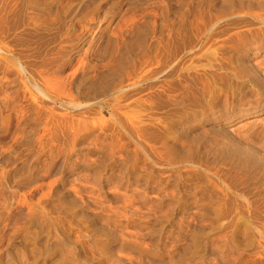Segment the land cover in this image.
<instances>
[{
  "label": "rangeland",
  "instance_id": "rangeland-1",
  "mask_svg": "<svg viewBox=\"0 0 264 264\" xmlns=\"http://www.w3.org/2000/svg\"><path fill=\"white\" fill-rule=\"evenodd\" d=\"M0 23V264H264V0H0Z\"/></svg>",
  "mask_w": 264,
  "mask_h": 264
},
{
  "label": "bare ground",
  "instance_id": "bare-ground-1",
  "mask_svg": "<svg viewBox=\"0 0 264 264\" xmlns=\"http://www.w3.org/2000/svg\"><path fill=\"white\" fill-rule=\"evenodd\" d=\"M254 1V0H253ZM227 5V4H226ZM30 6V5H29ZM46 9V8H45ZM42 10V9H41ZM47 10V9H46ZM49 10V9H48ZM1 24V23H0ZM187 25V24H186ZM138 31V32H137ZM137 35H136V38L133 39L131 42H129V44L127 45L126 47V50H125V55L128 56V55H131L133 54L136 50H139V49H142L143 45L145 44V40H146V34L143 30H137ZM175 31V30H174ZM178 31V30H177ZM188 31V30H187ZM180 32V31H179ZM251 38V37H250ZM260 38V37H259ZM247 39V38H246ZM252 39V38H251ZM257 39V38H256ZM262 39V38H261ZM244 41V39H243ZM243 41H241L243 43ZM248 41V40H246ZM251 41V40H250ZM258 41V39H257ZM106 42V41H105ZM249 43V41H248ZM244 44V43H243ZM251 45V42L249 43ZM241 45V44H240ZM85 46V45H84ZM248 46V45H247ZM94 49V48H93ZM238 49V48H237ZM246 50V49H245ZM129 57V56H128ZM126 74V73H125ZM135 76V75H134ZM85 77V75H84ZM132 77V76H131ZM121 76L120 74L118 73H109V74H103L102 76L100 75V77L98 79H96L95 81H91L89 83H85V82H80L78 85L76 83L75 86H73V91L76 95L77 98L79 97H82L83 99L85 100H94V99H97L99 97H101L103 95V93H105V91H107L110 87V85L113 86V84L116 86V84H119L117 85V89L118 87L120 86L119 89H122V87L124 86L125 84V81H122L121 80ZM129 80H133V78H129ZM53 81H57L56 79L53 80ZM79 82V81H78ZM123 84V85H121ZM48 85V84H47ZM51 86V84H49ZM59 85V84H58ZM59 87V86H58ZM114 87V86H113ZM116 89V90H117ZM71 94V93H70ZM69 94V97L71 98H74V96L70 95ZM87 107V106H86ZM33 110V109H32ZM37 114V113H36ZM255 118V120L257 119V121H260V117L264 116V112L263 111H260V112H256L253 114ZM259 119V120H258ZM264 121V120H263ZM51 122H52V119H51ZM201 123V122H200ZM240 122H235V123H222V126L224 128H228V129H233L236 125H238ZM52 124V123H51ZM193 124V123H192ZM241 124V123H240ZM74 125V124H73ZM201 125V124H200ZM54 126V125H53ZM78 126V125H77ZM205 126V125H204ZM185 127V126H184ZM194 127V126H193ZM49 128V127H48ZM195 128V127H194ZM60 129V128H59ZM73 129V128H72ZM189 128H187L188 130ZM192 129V128H191ZM214 129V128H213ZM54 130V129H53ZM64 130V129H63ZM185 130V129H183ZM50 131V129H49ZM60 131V130H59ZM65 131V130H64ZM192 131H194L192 129ZM48 132V130H47ZM61 132V131H60ZM188 132V131H187ZM59 133V132H58ZM193 134V133H192ZM217 139V138H216ZM190 142H193V141H190ZM254 143V142H252ZM190 146V145H189ZM197 146V145H196ZM171 147V145H170ZM174 147V146H173ZM168 148V147H167ZM228 150H230V153H232L233 155H235L236 157H238V160H242V162L244 161L245 163H254L257 155L255 153H253V150L252 152L251 151H247L246 149H243L241 147H234L232 145H228L227 146ZM170 152H171V155L174 153L173 152V148H170L168 149ZM167 150V151H168ZM255 150V149H254ZM259 150V149H258ZM174 151H175V148H174ZM220 152V151H219ZM194 153V152H193ZM259 154V153H258ZM194 155V154H193ZM182 157V156H181ZM184 157V156H183ZM186 157V156H185ZM189 157V156H188ZM175 160H178L177 158ZM185 160V159H184ZM174 161V160H173ZM183 162H186L185 161H182V164ZM219 162V161H218ZM221 162V161H220ZM216 171V170H215ZM238 172V171H237ZM245 173V172H244ZM243 175V174H242ZM230 191V189H229ZM243 196V195H242ZM225 244V243H224Z\"/></svg>",
  "mask_w": 264,
  "mask_h": 264
}]
</instances>
